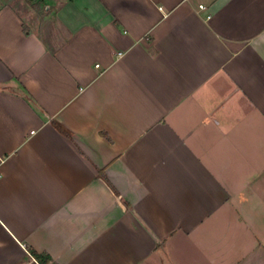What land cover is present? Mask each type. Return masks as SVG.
I'll return each mask as SVG.
<instances>
[{
  "label": "crops",
  "instance_id": "obj_1",
  "mask_svg": "<svg viewBox=\"0 0 264 264\" xmlns=\"http://www.w3.org/2000/svg\"><path fill=\"white\" fill-rule=\"evenodd\" d=\"M40 2L0 8V264H264V0Z\"/></svg>",
  "mask_w": 264,
  "mask_h": 264
},
{
  "label": "rangeland",
  "instance_id": "obj_2",
  "mask_svg": "<svg viewBox=\"0 0 264 264\" xmlns=\"http://www.w3.org/2000/svg\"><path fill=\"white\" fill-rule=\"evenodd\" d=\"M40 3V0H0V8L11 7L19 14H29L31 18H34L40 14L41 7L44 5Z\"/></svg>",
  "mask_w": 264,
  "mask_h": 264
},
{
  "label": "trees",
  "instance_id": "obj_3",
  "mask_svg": "<svg viewBox=\"0 0 264 264\" xmlns=\"http://www.w3.org/2000/svg\"><path fill=\"white\" fill-rule=\"evenodd\" d=\"M68 1H72V0H68ZM45 7L46 5H43V7H41L43 12L45 11ZM51 124L58 133L63 135L68 140H71V134L63 126H61L60 124L54 121ZM33 256L39 264H46L49 261V258L45 255H38L34 253Z\"/></svg>",
  "mask_w": 264,
  "mask_h": 264
},
{
  "label": "built area",
  "instance_id": "obj_4",
  "mask_svg": "<svg viewBox=\"0 0 264 264\" xmlns=\"http://www.w3.org/2000/svg\"><path fill=\"white\" fill-rule=\"evenodd\" d=\"M198 8H199V10H204L205 9V7L203 5H199Z\"/></svg>",
  "mask_w": 264,
  "mask_h": 264
}]
</instances>
